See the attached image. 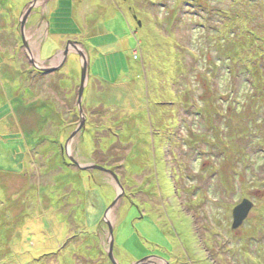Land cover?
I'll list each match as a JSON object with an SVG mask.
<instances>
[{
	"label": "rangeland",
	"instance_id": "obj_1",
	"mask_svg": "<svg viewBox=\"0 0 264 264\" xmlns=\"http://www.w3.org/2000/svg\"><path fill=\"white\" fill-rule=\"evenodd\" d=\"M0 51V264H264V0H0Z\"/></svg>",
	"mask_w": 264,
	"mask_h": 264
},
{
	"label": "crops",
	"instance_id": "obj_2",
	"mask_svg": "<svg viewBox=\"0 0 264 264\" xmlns=\"http://www.w3.org/2000/svg\"><path fill=\"white\" fill-rule=\"evenodd\" d=\"M28 7H29V5L23 7V12ZM23 12H22V14H23ZM58 12L59 11H57L56 8L54 10L52 8H50V10L48 11V16L50 17L54 13L57 14ZM22 14H21V16H22ZM35 14H37V13H35V12L31 13L30 16L27 19V22H26V25H25V28H24V33H23V42H25V45H24V48L23 49L26 51V55H28V56H32V55L34 56L35 55V57H36V67H37V65L40 66L39 64H41L42 65V68H44V69H49V68L56 69L57 68V71L59 72V70L61 68H63V66H64L63 60L59 64H56V62L57 61L59 62L60 60H57L56 61L55 58H56V56H58L59 53H61L63 51V49L61 48V46L65 45L64 42L61 43V46L60 47H59V45L56 47V45L54 43H52V45L56 48L53 51H47L45 49V46H46V44H48V42H49L48 39L50 38V36H51V38H54L55 40H60V42L63 41L65 38H58V34H52L51 31L49 30V27L47 26V23L45 22V35H44V38L41 40V43L39 42V46H37V48H36V53L33 54V51H35L34 44H35V42L37 40V34H38L37 32L39 30V25H41L43 23V20H44V18H41L40 21L35 22V19L34 18H36V16L33 17V15H35ZM41 15H43V14L41 13ZM17 23H18V21L16 19H14V18H13V20H10L8 22V24H11L10 26L13 29L16 27V24ZM64 37H66V36H64ZM77 39H78V37L76 39L68 38L67 41H72V43L75 42L74 43L75 46L78 45V46H80V47L83 48V46L80 44L79 40H77ZM20 41H21V39H20ZM26 41H28V42L26 43ZM68 43L69 42H66V44H68ZM56 50H60V51L56 52ZM0 52H2V51H0ZM47 65H49V66L46 67ZM32 66H34V65H32ZM32 71L34 72L35 70H33V68H32ZM16 146L20 147L17 144H16ZM16 149L18 150V148H16ZM132 209L133 208H129L128 211L126 212V214H128L126 216L127 218L129 217V213H131L129 211H132ZM146 218H147V216L145 215V216H143L141 218V220L144 221ZM119 225L122 226V224H119ZM87 231H88V229H87ZM135 236H137V234L131 235V237L128 240H130L131 238H133ZM113 238H114V246H116V243L118 242V239H117V233L115 231H114ZM139 247H140V253H138V255L141 256L142 253H143V251H144V249L141 246H139ZM117 248H118L117 251L120 252V253H122L121 252V251H123L122 250L123 249L122 246H119ZM162 263H164V262H162Z\"/></svg>",
	"mask_w": 264,
	"mask_h": 264
},
{
	"label": "water",
	"instance_id": "obj_3",
	"mask_svg": "<svg viewBox=\"0 0 264 264\" xmlns=\"http://www.w3.org/2000/svg\"><path fill=\"white\" fill-rule=\"evenodd\" d=\"M36 1L33 2V4H35ZM33 4L29 7V9H27L26 11V14L23 16V19L21 20L20 19V31H21V35H22V42H23V33H24V28H25V25H26V22H27V19L28 17L30 16L32 10L35 8L33 6ZM23 44L25 45V42H23ZM69 45V44H68ZM69 46H67L63 52L64 54V58H63V64H65L66 62V59L69 55ZM79 56H80V59H81V66H82V73H81V82H80V90H79V93H78V103H77V108L79 110V114H83L81 109H80V105H81V97H82V94H83V89L85 87V84H86V78H87V69H88V63H87V59L86 57L82 54V53H77ZM36 68V70L42 72V73H48L50 70L53 71L54 68H49V69H40V68H37L36 66H34ZM57 70V68L55 69ZM82 117V115H81ZM83 117H82V121H81V126H83ZM75 135L73 134L71 136V139L74 137ZM92 167L91 169L94 170V169H97V170H102L101 167L99 166H90ZM82 170V169H81ZM107 172V171H105ZM110 173V172H108ZM112 174V173H110ZM115 177V176H114ZM115 181L118 183V187H119V193L122 194L123 193V189L122 187L120 186L117 178L115 177L114 178ZM119 196V194H118ZM253 207V204L247 200H244L239 206H237L236 208H234L233 210V214H232V229H237L239 228L244 220L246 219V217L248 216V213L249 211L251 210V208ZM108 215H110V212H106V215H105V219L108 218ZM107 225H108V232H109V241H108V251H107V256L109 258V260L115 264L114 262V257H113V249H114V238H113V227L110 225V223H108L106 221ZM148 260V258H146L145 260H141V261H138L136 263H133V264H144V262ZM161 260V259H160ZM162 261V260H161ZM166 263V262H165ZM167 264V263H166Z\"/></svg>",
	"mask_w": 264,
	"mask_h": 264
},
{
	"label": "bare ground",
	"instance_id": "obj_4",
	"mask_svg": "<svg viewBox=\"0 0 264 264\" xmlns=\"http://www.w3.org/2000/svg\"><path fill=\"white\" fill-rule=\"evenodd\" d=\"M179 227H181L180 222L178 223Z\"/></svg>",
	"mask_w": 264,
	"mask_h": 264
},
{
	"label": "flooded vegetation",
	"instance_id": "obj_5",
	"mask_svg": "<svg viewBox=\"0 0 264 264\" xmlns=\"http://www.w3.org/2000/svg\"><path fill=\"white\" fill-rule=\"evenodd\" d=\"M35 10V9H34ZM34 10H32V11H34ZM31 13H33V12H31Z\"/></svg>",
	"mask_w": 264,
	"mask_h": 264
}]
</instances>
